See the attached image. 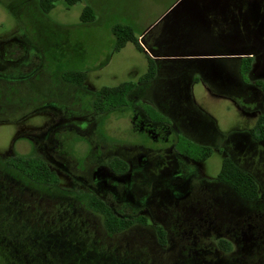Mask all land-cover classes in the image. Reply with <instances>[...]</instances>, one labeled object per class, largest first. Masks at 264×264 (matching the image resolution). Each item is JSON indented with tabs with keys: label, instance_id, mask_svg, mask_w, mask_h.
Wrapping results in <instances>:
<instances>
[{
	"label": "rangeland",
	"instance_id": "374dc122",
	"mask_svg": "<svg viewBox=\"0 0 264 264\" xmlns=\"http://www.w3.org/2000/svg\"><path fill=\"white\" fill-rule=\"evenodd\" d=\"M33 1L37 0H0V42L15 36L23 41L24 37L32 44L33 55L39 59L37 68L27 76V73L22 76V72L14 74L5 71V62L0 60L2 159L8 158L7 154L14 142L17 152L29 151L28 142L19 139V135L28 130L40 131L49 122V112L41 110L47 104H57L81 114H93L96 111L99 113L94 103L95 92L102 87H114L126 81L137 83L147 71L148 58H153L155 54L154 42L162 50H177V47L171 45L175 19L173 11L182 7H196L195 0L177 6L175 5L179 0H81L72 6L59 1L52 11L44 14L39 9H34ZM86 5L94 12L95 19L90 23L80 21V13ZM116 24L130 27L142 50L132 41H128L115 52L116 39L112 27ZM178 34L183 37V42H186L184 38L191 42L194 40L193 34L185 30L178 29ZM207 37L201 47L198 43L201 40L196 41L199 45L196 50L210 47V43L206 45ZM214 45L219 47L217 43ZM9 57L11 58L10 55ZM198 57L206 58L207 55ZM162 59L165 60L160 63L163 67L160 79L165 72L172 74V78L181 73L183 76L199 79L191 87L192 100L200 108L196 111H203L201 117H204L205 124L213 128L225 143L231 147L234 142L239 144L232 152L239 159V164L254 176L262 194V201L257 203L255 213L249 214L250 211L242 210L239 217L254 219L257 228L264 232V142L256 141L250 134L257 115L241 112L236 104L245 105L238 96H234L232 101L225 96L217 97L206 89L202 76L212 82L220 92L233 93L236 89L232 83L217 82L214 77L217 69L214 65H197L199 70L193 71V62H183L178 57ZM12 60L17 62L18 58L14 57ZM76 69L82 70L86 75L80 89L69 83L65 77L66 72ZM263 74L257 73L254 81L258 82ZM173 84L169 80L154 82L150 95H155L157 102L167 103L166 115L181 118L183 122V117L186 116V124L191 123L198 113L181 109L185 106L189 109L191 99L185 98L184 93L179 96V92L172 88ZM136 93L139 95L140 91ZM252 96L248 95V99ZM248 99L247 101L250 100ZM156 101H127L123 107L126 112H115L106 119L101 132L110 142L108 145L103 143L102 153H124L127 157H133L136 151L132 150L131 143L143 141L140 134L137 135L136 128L145 124V118L159 122L162 115L165 116L164 113L160 112L161 116L158 113ZM134 106L137 110H133ZM135 115L138 117L133 119ZM131 117L133 127L128 122ZM146 127L143 129L147 130ZM179 139V150L190 156L198 154L193 144L189 142L190 145H185L188 143L187 139ZM72 148L77 157L83 158L88 152L84 141L73 144ZM94 166L87 165L84 175L89 177L88 170ZM220 166L221 155L213 151L202 165L203 175L213 179ZM145 181L148 185L152 181L150 172ZM23 189L22 198L27 202L31 198L29 193L39 194L30 186ZM8 193L10 191L3 192L0 189V264H161L157 247L154 250L155 242L150 229L132 228L108 237L102 219L81 207L78 208L77 218L73 219L65 208H56L55 204L46 206L40 200L33 201L27 207L21 206L18 200H10ZM230 217L233 218L231 215ZM225 218L228 219L227 213ZM243 249L239 253H228L227 257L236 259L234 264H264V242L258 241L257 245L248 242ZM170 257L172 261L164 255L163 264H168L169 261L170 264L174 261V264H187V259L174 253Z\"/></svg>",
	"mask_w": 264,
	"mask_h": 264
},
{
	"label": "flooded vegetation",
	"instance_id": "af4514ba",
	"mask_svg": "<svg viewBox=\"0 0 264 264\" xmlns=\"http://www.w3.org/2000/svg\"><path fill=\"white\" fill-rule=\"evenodd\" d=\"M195 1L194 9L182 7L173 11L175 19L172 25V46L197 48L200 45L201 47L205 44L203 34L212 30L217 34L216 38L221 39L220 24L225 22V17L229 13L228 8L237 7L238 0ZM178 29L192 31L193 36L201 40L198 41L199 45L197 40L192 43L183 42ZM22 40L15 36L0 42V60L5 62V71L14 74L22 72V76L23 73H27L25 75L27 76L37 68L39 59L33 55L32 44L24 37ZM229 47L235 49L236 44H230ZM198 56L195 58L201 61L195 62V67L207 64L203 61L205 58ZM243 56L246 54H234L231 57ZM14 57L18 58L17 62L12 60ZM216 57L218 58L213 55L206 58ZM255 61H259V58L256 57ZM211 65L217 66L218 63ZM196 69L199 70L198 67ZM214 77L217 82L223 84L221 80L218 81L219 75ZM192 78L176 74L174 78L164 77L162 80L174 82L172 88L178 91L180 96L183 93L187 94L189 89L191 91L192 84H189V81ZM140 88L143 95L148 94L145 88ZM206 89L209 91L207 86ZM150 96L154 98L155 95ZM166 106L167 103L157 102L158 113L160 116L161 113L165 114L159 122L149 121L142 114L145 124L137 127L136 133L141 135L139 137L143 141L131 143L132 150L136 151L133 157H127L124 153L113 155L102 153L103 143L108 145L110 140L101 132V127L113 112L103 116L97 111L93 114H81L66 107H59L57 104H47L42 107L41 110L50 114L49 122L40 131L28 130L21 133L19 139L28 142L29 151L17 152L14 142L9 149L7 159L18 155L37 156L55 172L58 184L53 189L55 195H49L50 187L47 186L43 188L44 190H40L38 195L29 193L31 198L24 206L27 207L33 201L40 200L46 206L55 204L59 209L74 210L75 218L78 208L81 207L102 219L101 215L91 210L86 202L88 199L91 200V197L99 199L117 219L132 221L131 227L125 231L132 228L152 230L153 241L157 245L154 243V250L157 247L159 252L157 253L162 259L161 264L164 263L162 262L164 255L172 261L171 253L187 259V264H233L236 259L231 260V256L227 257L228 253H239L240 249L244 250L248 242L255 245L258 241L263 243L264 232L257 228L254 219L225 218V208L235 216L241 214L240 210H248L249 214L255 213L258 201H262L259 184L257 183L258 201H246L233 188L218 180V173L213 179L203 175L202 165L213 151L221 155V163L227 156L242 167L239 159L232 152L239 144L234 142L231 147L225 143L213 128L205 124L204 117H201L202 113L197 112L191 103L189 109L186 106L181 108L184 111L198 113L197 118L188 124L185 122L186 116L183 117L185 118L183 122L181 118L166 115L168 113ZM133 110H137V107L134 106ZM137 117L135 115L133 119ZM132 121V117L128 118L131 127L134 125ZM144 126L148 129L144 130ZM183 136L200 148L206 150L210 148L211 155L201 160L197 155L190 156L185 151L179 150L176 143L179 137ZM83 141L88 146V152L81 158L76 156L72 145ZM90 164L95 166L88 170L90 174L87 177L84 174L87 165ZM149 172L152 181L148 185L145 177ZM159 231L164 233V243L160 240ZM116 234L107 233L108 237ZM221 242L226 243L227 250L220 247Z\"/></svg>",
	"mask_w": 264,
	"mask_h": 264
},
{
	"label": "trees",
	"instance_id": "16d2710c",
	"mask_svg": "<svg viewBox=\"0 0 264 264\" xmlns=\"http://www.w3.org/2000/svg\"><path fill=\"white\" fill-rule=\"evenodd\" d=\"M59 1H63L67 6H72L81 2V0H37L36 2L33 1V6L34 9H39L42 13L48 14ZM236 5V8L231 6L229 8L227 7L229 13L225 17V22L220 24V30L222 32L221 39L216 38L217 34L213 30L203 35V40L208 36L206 39V45L210 43L208 49L196 50L195 48L191 49L189 47H177V50L168 51L162 50V47L154 42L153 48L155 54H153V58H148L146 73L142 75L137 83L126 81L114 87H102L96 91L94 98L96 110L103 116H106L110 112L115 113L118 110V112L123 111V107L127 101L138 102V100L143 101L147 99L154 101V98L149 94L152 91L153 83L160 81L159 79L162 77L161 74L163 71L161 72V70L163 67L160 63L165 60L162 58L178 57V59L183 62L195 63L201 61L195 58L198 55H207L209 57H213L214 55L218 56V58H205L203 61H206L208 65L218 63V65L215 66L217 71L215 70L214 74L215 76L219 75L220 79L218 81L221 80L223 84H230L233 82L236 89L233 93L220 92L212 82L210 83V81L204 77H202V80L209 91L217 97L225 96L234 100L235 98L233 97L238 96L241 103L245 105L236 104L240 111L244 114L255 113L257 115L256 122L250 130L251 136L258 142H264V74L262 78H259L260 80L258 82L254 81V76L257 73H264V0H238ZM232 16L234 17L231 19ZM94 19L93 9L89 5L84 6L80 13V21L83 23H90ZM185 31L191 34L193 33L189 30ZM112 33L116 39L114 46L115 52L123 48L128 41H132L138 49L142 50L137 39L133 36L130 27L116 24L112 27ZM193 38L194 40L192 42H195L197 38L195 36H193ZM184 40L192 43L185 38ZM213 43H217L219 47ZM233 43L236 44L235 49L229 47V45ZM234 54H246V56L231 57ZM256 57L259 58V61H255ZM193 71L198 70L194 67ZM172 76V74L165 72V78ZM65 77L73 86L81 88L84 85L86 75L82 70L76 69L66 72ZM197 80L198 79L193 77L192 80L189 81V84H193ZM161 81L165 80L161 79ZM140 87L145 88L148 94L143 95L140 91ZM149 90L151 91L149 92ZM136 91H140L139 95ZM250 94L253 96L252 98L250 97L249 100L248 95ZM186 95L191 99L189 103L196 109H200L193 102L190 89ZM247 99L249 101H247ZM250 109L253 111H249ZM200 112L203 113L202 110H200ZM182 138L187 139L188 143L185 144L187 146V144H189L188 138L185 136ZM179 142L180 139L177 140V147H179ZM182 145L181 143L180 146ZM193 145V148L198 152V154L195 155L201 160L211 155L210 148L206 150L200 148L198 145ZM217 179L233 188L242 199L246 201H258L259 188L256 179L236 164L231 158L227 156L224 157L217 174ZM57 184L58 178L55 172L50 170L37 156L18 155L6 160L0 157V189L3 192L10 191V193H8V195L10 194V200H18L21 206L27 204L26 199L22 198L23 188H28L30 186L31 189L41 192L44 190L43 188L47 186L50 187L48 189L49 195H55L53 189ZM5 200L7 202L10 201L9 199ZM86 202L91 210L101 215L107 233H121L131 227L132 221L117 219L99 199L91 197V200L88 199ZM66 211H69L71 214L70 216L76 219L72 212L74 210L66 209ZM241 212L242 210H240V213ZM225 213H227L228 218H231L230 215L237 219L240 218L228 212L226 208ZM159 234L161 242L164 243V233L159 231ZM83 239H85V237H83ZM95 243L96 239L94 240V244ZM220 247L227 250L225 242H221Z\"/></svg>",
	"mask_w": 264,
	"mask_h": 264
},
{
	"label": "water",
	"instance_id": "95a60500",
	"mask_svg": "<svg viewBox=\"0 0 264 264\" xmlns=\"http://www.w3.org/2000/svg\"><path fill=\"white\" fill-rule=\"evenodd\" d=\"M188 2H189V0H179V1L176 3L175 6H177V5L181 4V3H188Z\"/></svg>",
	"mask_w": 264,
	"mask_h": 264
}]
</instances>
